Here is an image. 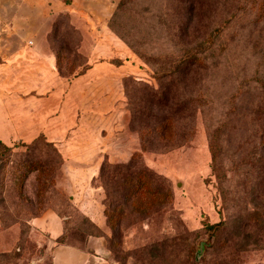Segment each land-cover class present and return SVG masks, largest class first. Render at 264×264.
<instances>
[{
    "label": "rangeland",
    "instance_id": "374dc122",
    "mask_svg": "<svg viewBox=\"0 0 264 264\" xmlns=\"http://www.w3.org/2000/svg\"><path fill=\"white\" fill-rule=\"evenodd\" d=\"M65 1L0 0V37L14 36L8 24L25 17L21 30L27 39H43L50 50L52 43L57 49L59 41L65 44L60 60L69 80L84 57L88 63L87 51L97 49L100 55L92 64L105 60L106 37L96 29L120 0H108L109 7L103 0H86L84 16L59 10L67 8ZM113 22L123 39L108 30L121 43L124 53L117 59L128 75L116 95L121 118H108L102 110L86 115L81 127L77 120L72 126H43L54 137H86L79 144L101 145L114 153L113 160L141 151L132 169H144L165 196L163 204L142 197L140 203L146 200L148 206L139 212L123 208L109 230L107 264H264V0H193L192 5L189 0H127ZM200 41H206L202 66L173 77L156 71L158 60L173 59ZM84 79L72 84V103L86 99L105 108L108 94L80 95ZM57 98H44V110H61ZM75 111L83 113L81 106ZM166 119L172 130L158 132L155 127ZM39 135L45 136L39 132L36 142L14 141L11 151L0 152L7 160V173L3 178L0 173V254L18 250H12L18 253L15 259L0 258V264H29L39 256L47 235L30 221L43 210L83 219L68 203L71 175L63 164L59 168L58 156ZM38 157L58 161L52 164L54 184L40 198L35 172L26 179L16 173ZM73 179L77 186L81 176Z\"/></svg>",
    "mask_w": 264,
    "mask_h": 264
},
{
    "label": "crops",
    "instance_id": "0c3cea01",
    "mask_svg": "<svg viewBox=\"0 0 264 264\" xmlns=\"http://www.w3.org/2000/svg\"><path fill=\"white\" fill-rule=\"evenodd\" d=\"M85 3L86 0H71L67 8L59 7V10L84 16L83 12L87 14L82 7ZM103 4L109 7L108 0H103ZM111 13L112 11L108 10L106 19L104 18V22L96 29L99 33L97 35L106 37L103 45L106 47L103 54L105 60L98 62L100 65L92 64L93 61L99 60L100 55L97 49L87 51V68L69 80L59 75L55 67L54 52L45 48L43 39L31 40L23 36L21 26L26 24L25 17H14L8 24V34H15L14 36L0 37V140L10 145L19 140L31 141L37 133H44L46 140L52 142L60 152L63 158L62 166L71 175L72 183L68 186L70 204L93 225L82 228L71 216L59 215L57 212L44 213L31 219L30 225L47 235V245H40L39 256L29 264H107L108 261L106 237L109 228L103 214L102 190L96 184V177L103 161L123 162V155L118 156L121 159L113 160L114 153L101 145L88 149L89 146L84 148V144H79L86 142V137H54L50 131L44 130L43 126H72L76 125L77 120L81 127L86 115H96L95 113L102 110H106L108 118H121L122 109H117L120 105L117 102L120 101L116 100V95L120 94L123 79L128 75L124 76V64L117 59L124 53L121 43L110 35L107 27ZM95 43L99 47L100 39L97 38ZM82 76H85V79L81 83L80 95L85 99L92 91L108 94L105 108L98 107L97 103L86 99L81 101V105L72 103L71 86L75 81L80 83L78 78ZM56 97H60L57 100H60L61 104L57 107L61 106V110L55 113L52 112L54 108L44 110L43 99L55 100ZM79 106L82 114L75 111ZM49 113L53 115H48ZM121 124L119 120L120 127ZM76 145L81 146L74 149ZM135 151L137 150L132 149L125 160ZM74 175L81 176L77 186V183H73ZM85 190H92L94 196L84 195ZM18 264H22L21 261Z\"/></svg>",
    "mask_w": 264,
    "mask_h": 264
},
{
    "label": "trees",
    "instance_id": "16d2710c",
    "mask_svg": "<svg viewBox=\"0 0 264 264\" xmlns=\"http://www.w3.org/2000/svg\"><path fill=\"white\" fill-rule=\"evenodd\" d=\"M66 4H70L71 0L65 1ZM189 2L192 5L193 0H189ZM127 3V0H120L116 6V10L113 14H111L110 18L107 21V27L110 31H113L116 33L121 39V35L118 33L117 29L115 28L114 20L116 16V12L121 10L123 11V8H125ZM62 15H66L61 13ZM184 35L186 33L184 32ZM206 41H200V42H194L192 46L188 47L187 49L183 50L179 55L177 54L175 58L170 59L168 61H163L160 63L158 60L156 67V71L162 73V77L169 76L173 77V75L183 74V72L190 70V68H197L202 66L205 61L202 56V45ZM60 47L58 49L54 46V44H51L52 51L54 52L55 56V67L59 73L60 76L68 78L64 76V73L62 71V62L60 60V52H61V46L65 45L63 42H60ZM84 56V55H83ZM118 63L120 61H117ZM87 68V64L85 61L81 62L80 66H78V71L73 72V75H77L81 72H83ZM72 69V64H69L68 70ZM70 72V71H69ZM71 73V72H70ZM157 74V73H156ZM72 75V76H73ZM128 76H125L123 79V83L125 85L126 78ZM158 132L163 131H170L172 130V125L169 119L164 120L163 122L159 123L155 127ZM171 133V132H170ZM43 134V133H41ZM38 137H35L32 139L29 143L36 142ZM40 140H43L44 145L51 149V151L58 156L59 158V168L63 164V158L56 148V146L52 143L46 140L45 136L39 135ZM24 143V142H21ZM2 151H11L8 145L4 144L0 140V152ZM141 151H135L133 152L129 158L123 162H114L109 163V161H103L100 164L98 175L96 177V184H98L101 187L102 190V204H103V214L106 219V225L109 228V230H113V226H116L117 223V216L121 214L123 211V208L129 207L134 212H139L140 210L147 208L148 204L145 200L144 203H140L141 198L144 199H150L152 198V201H155L159 204H163L165 202L164 194L160 191L158 187L152 186V183L150 180H148L147 176L145 175L144 169L135 170L132 169L134 167L133 165V159L135 157L141 156ZM2 156V153H0V173L1 178L4 177V175L7 173L6 171V165L7 160L4 159ZM143 157V156H142ZM213 163V159H212ZM52 164H58V161H51L47 162L45 159H41L40 157L34 158L31 160L25 161L24 164L21 165L18 171L16 173L18 174V177L27 178L29 173L35 172L36 174V192L35 195L37 198H40L44 191L54 184L55 177H53V174L55 173V168ZM146 167H148L146 165ZM58 168V170H59ZM150 168V167H149ZM21 178V181H22ZM46 192V191H45ZM111 199V200H110ZM2 202V201H1ZM0 202V203H1ZM70 204V202H68ZM68 204V205H69ZM71 205V204H70ZM150 205V204H149ZM72 206V205H71ZM110 207V209H108ZM76 210V209H75ZM77 211V210H76ZM44 213V210L36 216H33L31 219L40 216ZM58 213V212H57ZM59 215L64 216H71L73 220H77L82 228L91 227L93 226L87 218H85L83 215L82 221H79L78 219H74L72 215L64 214V213H58ZM85 221V222H83ZM221 224V222H217L215 224L208 225L209 227L217 226ZM99 233H102L101 231H98ZM111 232V231H110ZM112 235L110 233L107 235V247L108 250L110 249L109 246V240ZM62 239H60L61 241ZM18 251L17 249H14ZM110 251V250H109ZM18 253L15 252H6L4 254H0V258H6V259H15L17 257Z\"/></svg>",
    "mask_w": 264,
    "mask_h": 264
},
{
    "label": "water",
    "instance_id": "95a60500",
    "mask_svg": "<svg viewBox=\"0 0 264 264\" xmlns=\"http://www.w3.org/2000/svg\"><path fill=\"white\" fill-rule=\"evenodd\" d=\"M201 251V248L198 250V254H199V252ZM33 262V261H32Z\"/></svg>",
    "mask_w": 264,
    "mask_h": 264
}]
</instances>
